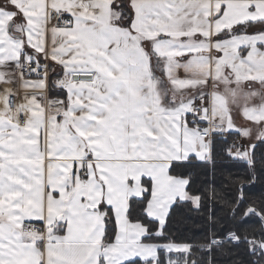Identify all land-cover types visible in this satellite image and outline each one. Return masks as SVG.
Wrapping results in <instances>:
<instances>
[{"label": "snow or ice", "instance_id": "obj_1", "mask_svg": "<svg viewBox=\"0 0 264 264\" xmlns=\"http://www.w3.org/2000/svg\"><path fill=\"white\" fill-rule=\"evenodd\" d=\"M244 4L0 0V264H264V0Z\"/></svg>", "mask_w": 264, "mask_h": 264}, {"label": "trees", "instance_id": "obj_2", "mask_svg": "<svg viewBox=\"0 0 264 264\" xmlns=\"http://www.w3.org/2000/svg\"><path fill=\"white\" fill-rule=\"evenodd\" d=\"M261 152H264V144L259 145L257 148V155ZM217 183H221V180L218 179ZM227 184H224V188L227 189ZM253 191L258 192L259 188L254 189ZM175 219L177 221L178 235L183 233L186 236H194L198 234V219L195 212L188 213L186 209L177 208Z\"/></svg>", "mask_w": 264, "mask_h": 264}, {"label": "crops", "instance_id": "obj_3", "mask_svg": "<svg viewBox=\"0 0 264 264\" xmlns=\"http://www.w3.org/2000/svg\"><path fill=\"white\" fill-rule=\"evenodd\" d=\"M216 2L217 0H205L206 6L211 10V12H215L216 10ZM248 13L245 10L244 0H233V6L229 10L228 16L226 18V23L234 24L240 20L247 19Z\"/></svg>", "mask_w": 264, "mask_h": 264}]
</instances>
